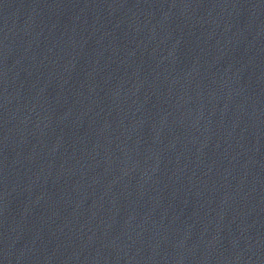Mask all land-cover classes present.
<instances>
[{"label": "water", "instance_id": "1", "mask_svg": "<svg viewBox=\"0 0 264 264\" xmlns=\"http://www.w3.org/2000/svg\"><path fill=\"white\" fill-rule=\"evenodd\" d=\"M0 264H264V0H0Z\"/></svg>", "mask_w": 264, "mask_h": 264}]
</instances>
